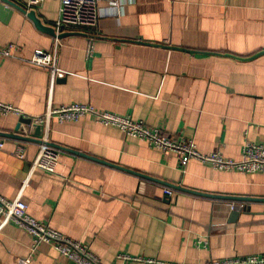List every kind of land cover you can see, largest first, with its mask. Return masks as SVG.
Returning a JSON list of instances; mask_svg holds the SVG:
<instances>
[{"label":"crops","instance_id":"1","mask_svg":"<svg viewBox=\"0 0 264 264\" xmlns=\"http://www.w3.org/2000/svg\"><path fill=\"white\" fill-rule=\"evenodd\" d=\"M98 6L97 25L62 30L60 1L44 0L34 10L55 35L16 7L0 12V48H19L0 59V102L29 117L88 104L235 160L246 142L264 144V0ZM38 49L56 58V72L27 61ZM20 118L0 108V131L39 138ZM43 127L44 140L60 148L0 136V194L23 198L33 217L86 244L104 264H149L124 255L202 264L264 252V172L220 170L195 159L183 171L176 153L90 115L53 118ZM43 145L60 152L54 173L33 168ZM33 247L30 233L0 218V264L29 256L30 264H76L51 242Z\"/></svg>","mask_w":264,"mask_h":264},{"label":"built area","instance_id":"2","mask_svg":"<svg viewBox=\"0 0 264 264\" xmlns=\"http://www.w3.org/2000/svg\"><path fill=\"white\" fill-rule=\"evenodd\" d=\"M59 19L57 21L58 29H70L76 26H95L99 22L100 10L98 0H59ZM44 0H26L23 6L26 13L42 5ZM92 48H90L91 51ZM19 50L18 46L10 44L0 48V59L3 57H12ZM29 63L47 68L53 72L57 71L56 58L48 51L38 49L33 56L27 60ZM58 75H61L58 73ZM0 108L3 114L14 112L21 116H27L11 105L0 102ZM90 115L97 122L113 126L120 129L126 135L137 137L147 141L150 145L160 148L165 152H174L179 156L180 166L184 171L188 163L195 159L206 164L212 165L220 170H238L240 172H264V144H255L246 142L242 149V157L239 160L226 158L219 152L201 153L192 140H175L162 132L161 129H151L142 121H137L128 116L119 115L107 110L97 109L92 105L83 103H72L59 107L49 108L43 115L32 117L35 123L45 125L53 118L60 122L78 121L82 117ZM5 141L0 139V148L4 146ZM17 154L24 156V147H18ZM60 159V152L53 147L43 145L34 162V169H41L51 173L57 170ZM165 193L169 196L174 194V190L166 188ZM0 218L15 222L18 226L25 229L34 239V247L39 242H51L57 250L68 257L76 264H104L89 247L79 241L64 235L60 231L53 229L42 221L33 217L28 211V204L21 197L9 199L0 194ZM124 258L145 261L149 264H174L165 263L157 259L122 256ZM32 256L20 258L19 264H30ZM202 264H264V252L247 256H235L213 259Z\"/></svg>","mask_w":264,"mask_h":264},{"label":"water","instance_id":"3","mask_svg":"<svg viewBox=\"0 0 264 264\" xmlns=\"http://www.w3.org/2000/svg\"><path fill=\"white\" fill-rule=\"evenodd\" d=\"M7 6H13V7H16L20 10H22L23 12H27L26 9L20 5H18L17 3H15L14 1L12 0H0V12L2 11H7ZM30 18L33 19V21L36 23V25L41 28V29H44V30H49L53 33V35L56 34L55 30L52 28V27H48L46 25L43 24V22L37 17V14L35 12V10H31L30 12L26 13ZM20 121L21 123H24L26 125H32L33 129H34V133L36 135L39 136V138L37 139H34V138H31V137H28V136H23V135H18V134H14V133H5V132H1L0 131V136L2 137H15V138H18L20 140H36L38 143L40 144H48V145H51V146H55L57 148H60V146L58 145H55L51 142H46L44 140V137H43V124H40V123H35L33 121V118L32 117H29V116H24L22 115L21 118H20ZM79 151H75V153L77 154H81V155H85L84 153H78ZM168 185L174 187V188H178V189H181V190H185L187 192H190V193H195V194H200V195H206V196H212V197H219V198H225V199H232V200H244L240 197H235V196H222V195H213V194H209V193H202V192H199V191H196V190H193V189H187V188H184V187H177L176 185H172V184H169L167 183ZM247 199V198H246ZM264 200V199H262ZM240 209V205H234V215L236 216V214L238 213V210Z\"/></svg>","mask_w":264,"mask_h":264}]
</instances>
